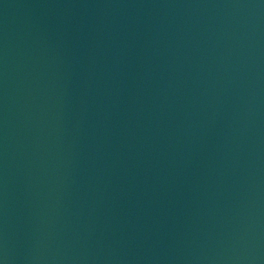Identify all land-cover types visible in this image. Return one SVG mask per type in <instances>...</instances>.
<instances>
[{
    "label": "water",
    "instance_id": "obj_1",
    "mask_svg": "<svg viewBox=\"0 0 264 264\" xmlns=\"http://www.w3.org/2000/svg\"><path fill=\"white\" fill-rule=\"evenodd\" d=\"M0 264H264V0H0Z\"/></svg>",
    "mask_w": 264,
    "mask_h": 264
}]
</instances>
